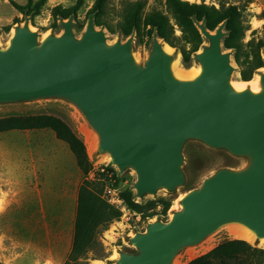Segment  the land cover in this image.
<instances>
[{
	"label": "water",
	"instance_id": "1",
	"mask_svg": "<svg viewBox=\"0 0 264 264\" xmlns=\"http://www.w3.org/2000/svg\"><path fill=\"white\" fill-rule=\"evenodd\" d=\"M95 17L90 14L81 37L74 15L61 19V35L43 40L29 17L17 26L8 47L0 45V104L62 99L75 105L98 138V152L121 174L136 171V198L186 183L183 149L190 140L248 159L245 167L222 168L187 192L181 210L138 231L130 238L136 252L120 251L116 263L174 264L183 249L230 224L264 238V71L259 92L233 87L226 21L215 31L206 18L197 21L209 40L195 55L202 70L181 79L173 73L168 43L157 33L151 54L140 63L134 34L110 44Z\"/></svg>",
	"mask_w": 264,
	"mask_h": 264
},
{
	"label": "rangeland",
	"instance_id": "2",
	"mask_svg": "<svg viewBox=\"0 0 264 264\" xmlns=\"http://www.w3.org/2000/svg\"><path fill=\"white\" fill-rule=\"evenodd\" d=\"M135 1L144 3V14L155 10L169 17L177 35H182V29L180 21L168 6V0H108L104 19L114 32L102 26H98V29L105 31L110 44L124 42L134 34L133 54L138 62L144 63L151 54L156 31L150 34V26L143 24L140 35L136 30L129 37L122 33L121 24L125 7ZM186 1L204 3L216 8L222 6L238 8L235 21L240 36L235 42L239 47L238 49L224 47V49L232 54L234 72L231 80L242 81L241 71L244 70L248 74L251 72L255 60V48L259 42L264 43V0ZM95 3L96 0H0V45L3 48L8 47L15 28L24 25L27 17L30 19L31 29L39 34L40 40H43L52 34L61 35L64 32L61 19L68 20L74 15V31L78 37H81L86 30L90 14L94 13ZM197 21H195L196 26ZM225 21L227 24L228 21ZM225 30L228 37L230 30H227L226 26ZM208 44L209 40L202 35V43L197 52L202 51ZM170 53L173 54L175 61L179 60V66L185 75H189L191 68L200 66L196 54L192 56L191 66L188 68L183 63L182 54L176 48L172 47ZM261 55L264 60V48L261 49ZM263 71L264 67L256 69L252 79ZM249 87L250 85L247 86ZM42 113L57 115L72 127L86 144L89 158L93 162V170L108 164L109 170L116 172V181L113 183L123 201L121 207L116 206L121 211V216L102 233L100 238L102 245H97L87 254L84 260L87 264H117L116 259L120 251L136 252V248L130 242L132 236L138 231H144L150 222L170 220L174 211L181 210L183 196L190 190L199 188L205 178L222 168L240 169L248 164L247 158L234 156L225 149L209 147L198 140H190L183 149L186 183L173 191L160 189L156 194H148L142 199L136 198L134 189L137 181L136 171L127 169L121 174L119 169L112 165L108 155L100 154L98 147L90 148L89 139L85 140L82 128L84 125L90 130L92 128L75 105L62 99L0 104V118ZM49 136L42 135L47 140L50 139ZM39 137L41 136L34 132L19 130L2 135L0 176L10 178L0 179V261L5 264H56L57 260L63 261L64 264L74 245L79 188H23L22 154L28 141ZM98 179L103 182L104 196L106 186L111 185L112 181L106 174ZM128 189H131L136 205H131L125 196ZM166 202H171L172 206L164 214L163 208ZM124 207L126 212L129 211L131 214L126 215L122 209ZM134 221L138 222L137 227L134 226ZM234 238L236 237L231 234L230 227L223 226L199 245L183 249L177 259L188 264L218 244ZM251 244L264 248V242L259 239ZM191 253L195 255L191 257Z\"/></svg>",
	"mask_w": 264,
	"mask_h": 264
},
{
	"label": "trees",
	"instance_id": "3",
	"mask_svg": "<svg viewBox=\"0 0 264 264\" xmlns=\"http://www.w3.org/2000/svg\"><path fill=\"white\" fill-rule=\"evenodd\" d=\"M107 5L108 0H96L93 10L96 13L95 22L97 26L114 32V29L104 19ZM168 6L180 21L181 36L176 34L169 17L155 10L144 14V3L141 1L130 2L126 5L121 24L122 33L129 37L136 30L140 35L143 24L150 26V34L156 31L160 38L176 48L182 54L183 63L189 68L192 56L196 54L202 43V35L195 25V21H203L206 18L207 28L215 31L222 22L227 20L226 29L230 30V35L224 40L225 47L238 49L239 46L235 40L239 38L240 33H238L235 21L238 9L236 6L216 8L204 3H190L186 0H168ZM189 44L192 46H188ZM263 48L264 43L259 42L255 48L252 70L249 74L242 70V80H251L253 72L264 67L261 55ZM28 129L53 130L58 139L70 146L77 159L84 180L79 188L74 245L64 264H87L84 261L87 254L101 244L102 233L114 220L120 218L121 211L104 198L102 180L93 179L90 176L94 167L89 158L86 144L64 119L47 113L1 117L0 142L1 134L4 132ZM125 196L131 205H136L131 189L126 190ZM171 206V202H166L163 213L166 214ZM0 264L5 263L0 261ZM188 264H264V248L253 245L245 239H228L209 252L191 260Z\"/></svg>",
	"mask_w": 264,
	"mask_h": 264
},
{
	"label": "crops",
	"instance_id": "4",
	"mask_svg": "<svg viewBox=\"0 0 264 264\" xmlns=\"http://www.w3.org/2000/svg\"><path fill=\"white\" fill-rule=\"evenodd\" d=\"M19 131L34 132L41 136L28 141L22 154L23 188H80L84 177L75 155L66 142L58 139L51 129ZM4 133L1 134L0 146ZM42 135H50V139H44ZM5 178L8 179L4 175L0 176L2 180ZM55 263L63 264V261L57 260Z\"/></svg>",
	"mask_w": 264,
	"mask_h": 264
},
{
	"label": "bare ground",
	"instance_id": "5",
	"mask_svg": "<svg viewBox=\"0 0 264 264\" xmlns=\"http://www.w3.org/2000/svg\"><path fill=\"white\" fill-rule=\"evenodd\" d=\"M165 48L168 52L172 51V47L169 46L168 44L165 45ZM172 69H173L174 75L181 79H193L197 77L201 73V70H202L200 66L199 68H191L189 70V75H185V73L183 72V70H181L179 66V60H176L173 63ZM232 85L237 91L244 90L245 88H247L248 85H250L249 88H251L253 92H259L261 90V76L259 75L258 77H255L254 79H251L248 81L246 80L233 81ZM82 129L85 135V140L87 138L89 139L90 148L95 149L97 147V141H98L96 134L92 130H90L86 125H84ZM228 226L231 229V234L235 236L236 238L245 239L251 243H253L257 239L255 232H253L251 229L245 226H241L239 224H230ZM260 241L264 242V238H261ZM194 255L195 253L190 254L191 257H193ZM118 257L119 256H117V258ZM174 264H184V263L178 259H175Z\"/></svg>",
	"mask_w": 264,
	"mask_h": 264
},
{
	"label": "built area",
	"instance_id": "6",
	"mask_svg": "<svg viewBox=\"0 0 264 264\" xmlns=\"http://www.w3.org/2000/svg\"><path fill=\"white\" fill-rule=\"evenodd\" d=\"M108 164H104L101 165L97 170H93L91 172V177L93 179L99 178L101 176H104L106 174V176H108V178L112 181L111 185H107L105 190H104V198L112 205H115L117 207H121L123 201L121 200V198L119 197L118 194V189L115 187L114 183L116 181L115 179V171H110L108 168ZM125 211V214H131V212H126V208H122ZM139 219V218H138ZM134 226L137 227L138 222L134 221L133 222Z\"/></svg>",
	"mask_w": 264,
	"mask_h": 264
}]
</instances>
